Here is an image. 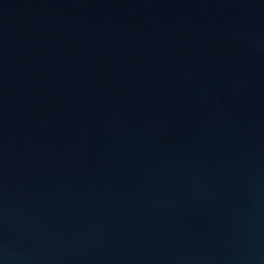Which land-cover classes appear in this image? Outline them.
I'll return each instance as SVG.
<instances>
[{
	"label": "water",
	"instance_id": "obj_1",
	"mask_svg": "<svg viewBox=\"0 0 264 264\" xmlns=\"http://www.w3.org/2000/svg\"><path fill=\"white\" fill-rule=\"evenodd\" d=\"M0 264H264V0H0Z\"/></svg>",
	"mask_w": 264,
	"mask_h": 264
}]
</instances>
